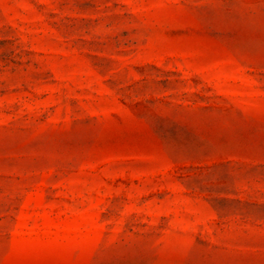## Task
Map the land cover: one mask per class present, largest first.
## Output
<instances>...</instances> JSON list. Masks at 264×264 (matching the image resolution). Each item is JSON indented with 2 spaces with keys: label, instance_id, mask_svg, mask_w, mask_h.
<instances>
[{
  "label": "rangeland",
  "instance_id": "1",
  "mask_svg": "<svg viewBox=\"0 0 264 264\" xmlns=\"http://www.w3.org/2000/svg\"><path fill=\"white\" fill-rule=\"evenodd\" d=\"M0 264H264V0H0Z\"/></svg>",
  "mask_w": 264,
  "mask_h": 264
}]
</instances>
